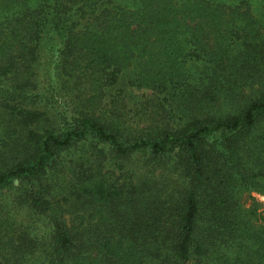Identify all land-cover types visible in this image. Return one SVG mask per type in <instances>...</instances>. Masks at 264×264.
<instances>
[{
	"label": "trees",
	"instance_id": "obj_1",
	"mask_svg": "<svg viewBox=\"0 0 264 264\" xmlns=\"http://www.w3.org/2000/svg\"><path fill=\"white\" fill-rule=\"evenodd\" d=\"M126 1L0 0V264H264V0Z\"/></svg>",
	"mask_w": 264,
	"mask_h": 264
},
{
	"label": "rangeland",
	"instance_id": "obj_2",
	"mask_svg": "<svg viewBox=\"0 0 264 264\" xmlns=\"http://www.w3.org/2000/svg\"><path fill=\"white\" fill-rule=\"evenodd\" d=\"M132 1V0H131ZM258 0H255V3ZM130 0H127L124 3L129 4ZM45 91V90H44ZM42 91V92H44ZM51 90L47 91V96L50 95ZM132 97L123 96L119 101L113 105L110 102V98H103L100 105V111L106 113L107 111H112L114 113H120L124 119L123 124L127 128L133 131L135 127L140 128L144 126H153V123L156 125L162 124V119L166 120V117H169L170 120L171 112H167L165 115L161 113V109L157 105V101L163 102L164 94L156 90H153L151 87H144L142 89H134L131 91ZM63 92H56L52 97L55 111L64 113L65 119L67 122L70 121L71 116L75 115L72 113V110L69 107L68 99L65 95H62ZM140 102H143L142 106L139 105ZM226 107V106H225ZM168 108V104H167ZM54 109H50L51 112H54ZM228 110H232V107H227ZM72 113V115H71ZM111 113V112H110ZM174 118V115L172 116ZM2 125L0 124V138ZM8 159H3L0 165H3ZM16 161V160H15ZM243 206L253 207L255 210V220L256 223L264 224V195L258 191L251 190L249 192H244L242 196Z\"/></svg>",
	"mask_w": 264,
	"mask_h": 264
}]
</instances>
